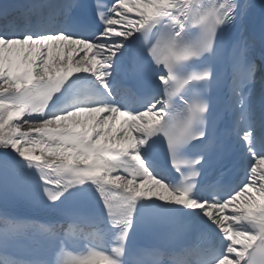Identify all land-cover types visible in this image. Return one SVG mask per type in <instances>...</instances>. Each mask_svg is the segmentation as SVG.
<instances>
[{"label": "snow or ice", "instance_id": "6c2138e0", "mask_svg": "<svg viewBox=\"0 0 264 264\" xmlns=\"http://www.w3.org/2000/svg\"><path fill=\"white\" fill-rule=\"evenodd\" d=\"M0 200V264H264V0L0 5Z\"/></svg>", "mask_w": 264, "mask_h": 264}, {"label": "bare ground", "instance_id": "6f19581e", "mask_svg": "<svg viewBox=\"0 0 264 264\" xmlns=\"http://www.w3.org/2000/svg\"><path fill=\"white\" fill-rule=\"evenodd\" d=\"M257 3V2H256Z\"/></svg>", "mask_w": 264, "mask_h": 264}]
</instances>
